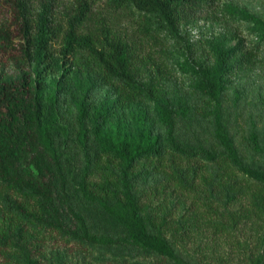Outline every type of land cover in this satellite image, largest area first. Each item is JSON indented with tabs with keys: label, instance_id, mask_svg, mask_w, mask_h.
I'll use <instances>...</instances> for the list:
<instances>
[{
	"label": "trees",
	"instance_id": "16d2710c",
	"mask_svg": "<svg viewBox=\"0 0 264 264\" xmlns=\"http://www.w3.org/2000/svg\"><path fill=\"white\" fill-rule=\"evenodd\" d=\"M1 4L8 16L0 23V264H112L99 256L106 247L156 260L136 264H194L187 258L188 221L153 202L175 196L184 205L201 184L220 204L237 208L226 220L213 219L195 197L188 209L194 226L202 219L221 229L251 222L258 237L247 264H264L263 132L250 119L238 145L224 113L228 92L237 104L245 77L257 68L263 18L225 0ZM202 19L245 21L257 41L211 43L210 58L195 64L187 53V62L178 64L196 77L188 92L163 58L167 41H182V27ZM140 101L152 102L153 109L134 107ZM194 115L211 126L213 148L188 149L176 140L179 118ZM71 117L85 162L75 194L62 149ZM105 155L116 163L104 164ZM172 157L206 160L215 169L173 166ZM143 164L152 170L142 173ZM150 175L159 183L142 192V179ZM74 195L98 205L120 230L95 231ZM51 248H59L58 255L48 260Z\"/></svg>",
	"mask_w": 264,
	"mask_h": 264
},
{
	"label": "rangeland",
	"instance_id": "374dc122",
	"mask_svg": "<svg viewBox=\"0 0 264 264\" xmlns=\"http://www.w3.org/2000/svg\"><path fill=\"white\" fill-rule=\"evenodd\" d=\"M3 0H0V23L5 21L8 14L6 9L2 7ZM235 1L240 7H246L250 12L257 14L264 19V0H225ZM104 3L99 5L102 9ZM119 21H122V27L127 28L130 23L124 16H119ZM183 40L175 42L169 39L168 50L169 55L163 58V62H167L173 71L172 78L184 90H191L190 86L195 81L196 77L191 70H183L179 68L178 62L185 61V56L190 53L189 63L195 64V61L202 62L210 58L208 49L209 44L220 42L222 46L234 45L238 39H244L248 45H256V37L249 32L246 22L230 20L228 22H216L208 19L199 20L196 24L184 25L182 27ZM190 47V50H188ZM259 63L255 72L244 79L245 88L241 91L239 102H234L233 93L229 91L224 105L225 118L228 123L230 133L235 137L238 145H241L244 134L247 132L250 119L254 118L259 127L262 129L264 136V44H260ZM153 103L148 101L137 102L134 107H148L153 109ZM130 108V107H129ZM127 108L126 110H128ZM134 127V125H129ZM136 128V127H134ZM138 130V127L136 128ZM74 118L71 117L66 125V135L63 139L64 152V173L68 177L69 188L71 193L77 188L80 175L84 169V156L75 141ZM176 140L188 149H194L201 145L207 148H213L214 141L211 135V126L208 125L198 115H194L191 119L180 117L178 120ZM96 147L92 146L93 159L95 156ZM173 157L171 158V160ZM104 164L113 161L114 158L103 156ZM173 166L181 164L184 167L201 166L207 164V167L215 169L213 163L206 160L196 161L191 158H176ZM94 162V161H93ZM99 169L96 171L99 175ZM119 166L114 168L118 171ZM142 173L152 170L150 165L143 164L140 168ZM139 170V169H138ZM163 178V177H162ZM161 178V179H162ZM159 176L143 178L141 182V190H151L154 185L159 183ZM197 182H201L198 178ZM202 183V182H201ZM206 185L197 186V192H193L186 204H176L177 197L165 196L157 197L153 205L159 207L167 204L171 210V217L175 219H184L188 221V234L185 236L187 247L190 255L187 258L191 259L194 264H247V254L252 251L256 240L257 231L253 228L252 223L242 222L235 227H227L226 229L215 228L211 224H206L205 220H200L199 228L194 226V220L191 219V214L188 209L193 204L192 199L196 197L201 201V211L211 213L213 219H227L230 212L234 211L237 206L229 205L228 208L224 204H220L218 200L213 199L209 194ZM74 204L84 213L91 227L95 231L114 233L120 230V225L108 216L98 205L87 203L76 195L72 196ZM176 204V205H175ZM159 209L160 214H164ZM206 215V213H205ZM204 215V216H205ZM208 215V214H207ZM68 217V216H67ZM69 218V217H68ZM198 227V226H197ZM169 235H172L169 233ZM55 249V250H53ZM59 248H51L48 250V260L55 259L58 255ZM53 250V251H52ZM63 251V249H61ZM99 253L100 257H104L111 261L112 264H136V263H153L154 259L146 258L131 254L129 251L121 248L106 247ZM181 251V250H180ZM184 255L185 252L181 251ZM63 253V252H62Z\"/></svg>",
	"mask_w": 264,
	"mask_h": 264
}]
</instances>
